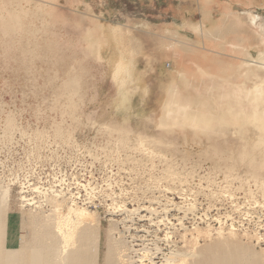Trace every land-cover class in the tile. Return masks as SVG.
<instances>
[{"label":"rangeland","instance_id":"374dc122","mask_svg":"<svg viewBox=\"0 0 264 264\" xmlns=\"http://www.w3.org/2000/svg\"><path fill=\"white\" fill-rule=\"evenodd\" d=\"M246 46L264 51V0H0V253H23L55 219L67 252L81 245L91 258L96 245L121 244L129 257L145 242L205 264L229 251L264 263V122L262 132L253 120L264 101L226 99L229 129L177 123L168 111L182 64L220 72L205 79L219 90L264 85V71L248 79L238 69ZM194 96L196 111L206 99ZM152 190L165 191L162 204L194 206L187 243L171 202L163 223L144 210L127 219Z\"/></svg>","mask_w":264,"mask_h":264},{"label":"bare ground","instance_id":"6f19581e","mask_svg":"<svg viewBox=\"0 0 264 264\" xmlns=\"http://www.w3.org/2000/svg\"><path fill=\"white\" fill-rule=\"evenodd\" d=\"M258 18L259 17L256 15H251L252 24L256 25ZM204 26H205V24H204ZM211 29H213V28L210 27V28L205 29V30H211ZM209 34H210V32H209ZM211 34H212V32H211ZM182 41L183 40L180 39L179 42L181 43ZM242 49H243V52H244L246 59H244L245 61L243 62V64H241L238 67V69L243 71L244 73H246L245 77L248 78V76H250V78H251L252 75L255 76V73H254L255 69L264 71V54H262V53H264V51L257 57V56H254L252 49L250 47L246 46ZM245 66H246V68H243ZM254 66H255V68H254ZM189 67L182 64L180 66V68L178 69V72H177V70L171 72L172 80H171V83L169 85V89H170V91H172L175 94L176 100L168 103V105L171 107V109L169 108L170 110H168V111H169L170 117L171 116L173 117V119H172V117H171V119L174 120V122H176L178 120L177 123H180L179 122L180 119H182V120L185 119L184 122L186 123L188 121L187 123L192 124V127L203 128L201 123L211 124V123H214L215 120H218L219 122L221 120L224 122V123H222L223 124L222 127H224L226 125L228 126V124L227 123L225 124V122L228 121V119H229V121L231 120V118H228L229 116L227 117L226 115H229V114L232 115V113L235 112V111L233 112L232 105H231V103L228 102L229 100H226V99H229L230 97L235 95L234 97L238 96L239 99H241V98L242 99L244 98L246 100L251 99V103L253 101L255 106L264 101V85L263 84L258 85L256 83L252 88H248V89L242 88V87H239L238 89L235 88V90L233 92H230L228 90H224L223 86L221 87V90H219V88H216V86H214L212 84L205 85L206 83H208L205 79H206V77H208V78L211 77L213 80L216 81L217 76L218 75H219V77L221 76L220 72L217 71L218 73L217 72L215 73V71L214 72L210 71L208 68L205 69L199 65L197 67V65H196L195 66L197 68L196 71L199 70V72H198L199 75H198V74H196V71H192L195 68L194 66H193L194 68L192 70L189 69ZM249 73L252 75H249ZM250 78H248V79H250ZM224 81H227V79H223L220 82H224ZM196 83H199V85H196ZM191 90H193V91H191ZM184 92H187V95L185 97L187 99L184 98L185 100L184 99L181 100V96H183L182 94ZM215 92H217V93H215ZM193 93L195 95L200 94V95H202L203 98L206 99V102L201 107V109L196 110L198 112L195 111L196 108L194 105L195 103L193 101V98L195 96ZM222 103H226L227 107L224 109L225 110L224 112L222 111L223 116L220 119H215L217 117H215L213 112H214L215 108L220 107L222 105ZM255 112H256V114H254L253 120H254V122L256 121V123H259L261 125L264 122V116H260L257 111H255ZM231 115H230V117H231ZM240 115H242V114L240 113ZM250 115H251V113H250ZM261 115H264V109H263ZM244 118H245V115H244ZM244 118H243V120H244ZM247 118L248 119L246 121L242 120V122H245V124L244 123H241V124L246 125V122L247 121L249 122V117L247 116ZM182 120H181V122H183ZM218 121H217V123H218ZM250 121H252V120H250ZM236 123L238 125L239 121ZM254 125H256V124H254ZM209 126L210 125L205 126V127L210 128ZM262 126L263 125H261V127H258V128L259 129L261 128L260 130H262V132H263ZM229 128L230 127H228V128L224 127V129H229ZM219 129H220V126H219ZM203 130H204V128H203ZM223 130H221V131H223ZM251 165H253V164H251ZM51 190H52L51 193H53L54 191L57 193L56 190H54V191H53V189H51ZM178 192L180 193L181 191L179 190ZM182 192H184V189ZM156 193H157L156 191H153L151 193V195L149 196L148 201H147L149 203V204H147V206H145V205L139 206L138 205L139 207L134 208L133 210H128L124 206L126 209L125 212H128L127 215L130 214L127 216V219L129 220V217H131V215L136 213L137 211L144 210L149 214V218H151L152 221H153V218H156L154 216L158 217V216H160V213H162L164 215V218L161 217V220L156 221L157 223H163L165 220H168V215L166 213L169 210L168 206L170 205L171 201L169 199H165V203L162 204V198L161 197H163V195H164L163 193H165V191H163V190L159 191L158 190V193H159L158 196L156 195ZM181 194H183V193H181ZM27 200H29V199H27ZM171 204L173 206H175V208H177L178 210H180L181 212L184 213V217L181 220H179L180 222L178 225L180 227L178 228V230H179V232H182V238L187 243L189 241L188 235L190 233H189V230L185 224L184 219L186 216H187V218L189 217L188 212H192L194 210V206L189 204V203L187 205L186 204L182 205V203L176 204V203L171 202ZM118 207H120V206H118ZM51 210H54V209H51ZM47 211H48V209H47ZM141 216H143V215H141ZM144 216H147V215L145 214ZM149 218H147V219H149ZM158 219H159V217H158ZM52 221L53 220H49V222L47 221L49 223V225L46 227L43 238L42 239H39V238L34 239V241H32L33 245L29 248L24 249L23 253H20L17 251V249H14L11 247L10 248L4 247V249L2 248L3 251L0 253V264H157V261L155 259L161 254L163 255V262L161 264H205V263H203L201 258L197 259L196 254L198 252L196 253V250L197 249L199 250V243H198L196 238H195L196 240H194L192 242L195 246V249H196L195 253L196 254H194V252L191 250L190 251L189 250L188 251L183 250L182 252H177V250H176V252H174L175 249H173L172 252L170 253L172 255L167 256L168 254H166L163 251V248H161L160 245L154 243L155 245H154V247L152 246L153 248H151V247L148 248L149 246L145 242H144V246L142 248H137V249L134 248L132 251V254H130L129 257H127L126 251L122 248L121 244H117L115 249H110L109 250L110 253L107 252V249H108L107 247H106V249L104 248L103 252H101L100 247L96 245V247L94 249V253L92 254L93 255L92 258L90 256H86V255L82 254V252L80 251V248H79V247H81V245L72 249V252L70 253V252H67L69 249V246H70L68 244L70 237L69 236L66 237L64 235V232L62 230L63 229L62 224L60 222L58 223L59 220L55 223H53L54 221H56L55 219L53 222ZM167 223H169V222H165V225ZM54 224L57 225V227L53 228ZM167 226H168V224H167ZM173 226H175V225L173 224ZM84 233H87V230ZM84 233H82V234H84ZM169 233H171V231L170 232L167 231V233H166L167 240L170 242L169 244L168 243L167 244L171 248H173V247L177 248V241H175V239H174L175 236L171 237ZM82 234H80L81 238H82ZM171 235H172V233H171ZM84 236L89 237L88 233H87V235L84 234ZM78 241H79V238H78ZM141 241H143V240H141ZM135 245H137V244H135ZM167 247H164V248H167ZM101 253H103L102 256H101ZM182 256H185L186 258L185 257L182 258ZM147 260L149 261V263L145 262ZM213 264H264V263L261 262V260L258 259L256 256L248 255L247 253L242 254L241 252L236 253L235 251L234 252L229 251L226 253L224 252V256L222 257L221 260L219 259V257H217L215 259V262H213Z\"/></svg>","mask_w":264,"mask_h":264},{"label":"crops","instance_id":"0c3cea01","mask_svg":"<svg viewBox=\"0 0 264 264\" xmlns=\"http://www.w3.org/2000/svg\"><path fill=\"white\" fill-rule=\"evenodd\" d=\"M199 65V64H198ZM199 66H201V65H199ZM180 67V66H179ZM242 73H243V75H245L246 76V73H244L243 71H242ZM249 75H252V74H250L249 73ZM252 77H254V75H252ZM247 78V77H246ZM248 78H250V76H248Z\"/></svg>","mask_w":264,"mask_h":264}]
</instances>
